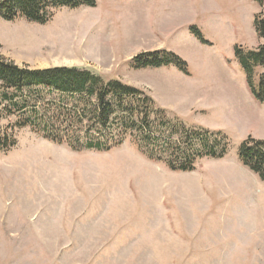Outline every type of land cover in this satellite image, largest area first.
<instances>
[{
  "label": "rangeland",
  "instance_id": "1",
  "mask_svg": "<svg viewBox=\"0 0 264 264\" xmlns=\"http://www.w3.org/2000/svg\"><path fill=\"white\" fill-rule=\"evenodd\" d=\"M152 3L97 0L60 8L46 24L0 18V57L117 78L161 111L144 146L134 136L108 152L19 129L16 145L0 152V264H264V182L238 155L249 136L264 139V103L236 52L263 42L255 18L264 6ZM149 50L176 53L190 74L136 68L134 57ZM213 148L224 157H211ZM188 151L202 154L195 168L173 170Z\"/></svg>",
  "mask_w": 264,
  "mask_h": 264
},
{
  "label": "trees",
  "instance_id": "2",
  "mask_svg": "<svg viewBox=\"0 0 264 264\" xmlns=\"http://www.w3.org/2000/svg\"><path fill=\"white\" fill-rule=\"evenodd\" d=\"M254 1L264 6V0ZM82 6L95 7L97 0H0V18L15 21L23 17L46 24L56 10ZM255 27L263 42L252 50L236 47V52L249 77L254 98L264 103V71L259 74L257 86L253 80L256 69L264 68L261 13L255 18ZM190 30L208 42L196 25ZM133 62L136 68L175 65L190 74L187 62L172 51H145L135 56ZM160 113L146 91L117 78H105L75 66L32 69L0 57V152L10 151L17 143L16 132L26 127L74 150L108 152L134 136L144 146L150 133L160 126L156 123L158 117L152 116ZM209 155L224 157L225 149L219 153L213 148ZM238 155L242 164L264 182V139L249 136L239 146ZM180 158L178 155L176 159L179 163H171L173 170L195 168L197 158L193 153L189 152L181 161Z\"/></svg>",
  "mask_w": 264,
  "mask_h": 264
},
{
  "label": "crops",
  "instance_id": "3",
  "mask_svg": "<svg viewBox=\"0 0 264 264\" xmlns=\"http://www.w3.org/2000/svg\"><path fill=\"white\" fill-rule=\"evenodd\" d=\"M154 5H155V4H154ZM192 5L194 6V4H192ZM152 6H153L152 0H149V4H146V5L144 6V8L147 10L148 8H151ZM195 6H196V5H195ZM167 7H168V6H166L165 9H167ZM201 17H202V13L199 15L198 18L200 19ZM203 20H204V21L207 20V17H205ZM190 24H192V22H190ZM167 27H168V26H167ZM167 27H166V28H167ZM179 29H181V28H179ZM168 31H169L170 33L173 32V30H168ZM257 43H258V42H257Z\"/></svg>",
  "mask_w": 264,
  "mask_h": 264
}]
</instances>
